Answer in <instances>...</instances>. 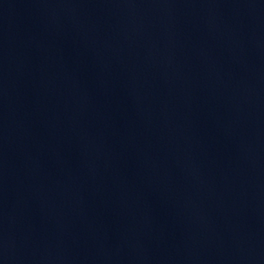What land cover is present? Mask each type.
Segmentation results:
<instances>
[{
    "label": "water",
    "instance_id": "obj_1",
    "mask_svg": "<svg viewBox=\"0 0 264 264\" xmlns=\"http://www.w3.org/2000/svg\"><path fill=\"white\" fill-rule=\"evenodd\" d=\"M0 264H264V0H0Z\"/></svg>",
    "mask_w": 264,
    "mask_h": 264
}]
</instances>
